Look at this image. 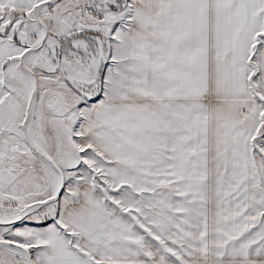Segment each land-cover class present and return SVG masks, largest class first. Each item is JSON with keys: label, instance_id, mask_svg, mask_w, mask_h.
<instances>
[{"label": "snow or ice", "instance_id": "obj_1", "mask_svg": "<svg viewBox=\"0 0 264 264\" xmlns=\"http://www.w3.org/2000/svg\"><path fill=\"white\" fill-rule=\"evenodd\" d=\"M0 264H264V0H0Z\"/></svg>", "mask_w": 264, "mask_h": 264}]
</instances>
